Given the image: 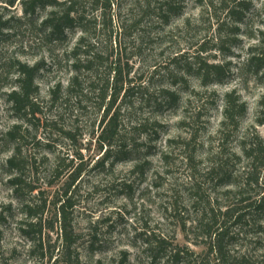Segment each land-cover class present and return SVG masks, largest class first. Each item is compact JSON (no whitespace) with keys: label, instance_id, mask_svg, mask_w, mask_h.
I'll return each instance as SVG.
<instances>
[{"label":"rangeland","instance_id":"rangeland-1","mask_svg":"<svg viewBox=\"0 0 264 264\" xmlns=\"http://www.w3.org/2000/svg\"><path fill=\"white\" fill-rule=\"evenodd\" d=\"M131 1H121L123 19H128ZM184 4L183 13L167 24L160 26L155 18L144 20L140 32L126 42L120 29L113 34L114 47L119 37L122 40V66L130 67L129 77L148 90L142 102L130 108L123 103V92L119 96L120 139L132 151L124 159L100 166L97 161L106 146L101 148L97 138L103 114L96 107L97 96L90 95V85L84 83V94L92 99L80 107L75 98L64 101L75 73L68 54L82 31L77 28L68 31L67 38L49 42L24 17L21 0H0V20H10L0 34V264H63L54 262L61 254L62 228L53 200L64 193L69 171L79 168L69 215L75 243L65 264H168L151 262L145 241L150 232L166 238L172 247L193 251L197 264L214 262V253L209 255L211 209L219 224L227 221L225 210L239 203L235 192L241 188L246 163L242 140L254 134L264 138V125L257 121L264 107V80L245 66L251 47L262 39L264 0H252L245 21L233 24L218 3L216 13L195 0ZM45 14L40 10L39 17ZM223 21L231 35L221 42L218 25ZM236 27L239 30L233 33ZM201 44H206L203 55L209 62L227 66L220 83L203 85L195 75L184 73V60L180 67L171 63L178 53L192 59ZM98 47L110 58L99 71L98 78H104L115 50L102 41ZM38 62H44V69L35 78L36 113L27 115L12 108L8 95L18 88L19 63ZM57 85L61 91L53 99L51 89ZM163 88L178 90L180 100L175 106L165 107ZM229 92L245 102L247 110L235 124L223 127ZM16 125L20 128L13 139L6 133ZM16 153L19 170L10 171L7 160ZM59 162L64 172L57 176ZM219 162L223 171H212ZM228 173L229 183L220 184ZM15 174L22 180L18 194L9 182ZM43 201H47L45 210H37L44 223L45 256L40 260L39 251L31 253L33 243L21 232L20 222L26 203L40 206ZM227 226L231 260L237 263L245 255L250 264H264V231L258 224L251 220L241 227L229 221Z\"/></svg>","mask_w":264,"mask_h":264},{"label":"trees","instance_id":"trees-1","mask_svg":"<svg viewBox=\"0 0 264 264\" xmlns=\"http://www.w3.org/2000/svg\"><path fill=\"white\" fill-rule=\"evenodd\" d=\"M121 1L123 0H21L24 17L34 24V27L43 35L42 37H45V40L53 42L65 39L68 37V31L77 28L83 33L68 54V59H70L71 67L75 73L70 79L64 101L67 102L75 98L78 107H80L83 101L86 100L87 102L92 99L91 96H88L89 94H84L82 88L84 83L90 85V95L97 96L96 107L98 110H103L100 119L101 132L97 138L101 143V148L106 146L102 157L97 161L100 166H104L109 162L113 164L116 160L124 159L127 157V153L132 151L120 139L122 105L117 104L119 96L123 92V103L130 108L134 106L136 101L142 102L144 93L148 90L142 83L137 84L133 78L129 77L130 67L125 69L122 66L120 55L123 49L122 40L119 37L115 41L116 47H114L112 44L113 34H118L120 29L126 42L127 37L136 36L135 32H140L139 28L143 25L144 20L155 18L159 23L158 25L161 26L169 23L172 18L181 15L185 9L184 0H133L127 4L128 19H123L121 14L123 2ZM195 1L203 6L205 5L206 10H213L214 13H216V3H218L232 24L243 23L253 6L252 0ZM40 10L46 11L44 17H39ZM9 23L10 20L5 22L0 20V34L4 28L9 26ZM226 26L225 21L219 22L218 32L220 33L221 42L231 35ZM238 30V27H236L232 31L237 33ZM260 33L262 35L261 42L251 47L250 56L245 66L247 69L254 70L264 80V30H261ZM141 35L139 37L143 38ZM99 41L105 42L107 46L112 48L113 52L115 50V60L110 65L107 64L104 78H98L99 71L110 58L109 55H105L103 49H99ZM142 41L144 42V38ZM206 51V44H201L192 59H189L184 53H178L172 58L171 63L175 67H180L179 63L184 60L187 65L183 70L184 73L195 75L203 85L213 82L220 83L226 74L227 66L221 63L209 62V58L203 55ZM43 69L44 62H38L33 66L19 63L18 88L8 95L13 109L24 111L27 115L36 113L37 104L35 99L38 95V86L35 84V78ZM98 80L103 81L101 85ZM60 91V85L53 87L51 89L52 98L56 99ZM160 93L163 104L167 108L175 106L180 100V94L176 89L163 88ZM225 96L223 127L228 126L230 123L235 124L237 119L244 115L247 110L245 102L240 98L235 99L233 93L229 92ZM257 121L259 124L264 125V107L260 110ZM136 127L139 126H134V128ZM19 128L17 125L14 126L6 135L17 139L16 132ZM242 156L245 157L246 163L244 170L241 172V190L235 192L239 197L238 205L228 207L225 210L224 215L228 218L226 222L221 224L218 223L215 209H211L210 219H212V225L208 226L206 224V226L209 227L208 233L211 238L209 255L214 253L215 257L214 262H205L206 264H250V260L245 255H242L241 260L237 263L231 260L233 256L227 251L226 245V238L230 237L229 227L227 226L229 221L234 225L241 224L242 227L253 220L258 224L259 230L264 231V138L255 134L251 137H245L242 140ZM7 166L10 171L19 170L17 153L7 160ZM223 169V163L219 162L213 167L212 171H223ZM55 171L57 176L64 172V170H61L60 162L55 166ZM80 174V168L76 172L72 171L70 173L69 171L64 193L53 200V205L57 207L56 219L59 218L62 228L61 254L55 257L54 262L61 261L65 264V259L71 257L72 254L75 238L72 231H69V215L75 205L72 186L79 179ZM230 175L231 173L222 176L219 180L220 184L229 183V179L226 177ZM9 182L12 189L18 194L22 185L21 175L11 176ZM251 189H254L255 193H252ZM227 192L232 191L227 190ZM46 206L47 201H43L40 206L26 203L23 208L25 217L20 222L21 232L33 243L31 253H35L36 250L39 251L40 254L37 258L40 260H43L45 253L42 238L44 223L43 219L39 218V211L43 212ZM38 209L40 210L37 211ZM2 217L3 212L0 213V219ZM51 228H54V225ZM145 241L151 262L166 261L168 264H197L193 259V251L178 246L172 247L168 244L166 238L155 232L146 233ZM94 242V238L91 239V246Z\"/></svg>","mask_w":264,"mask_h":264}]
</instances>
